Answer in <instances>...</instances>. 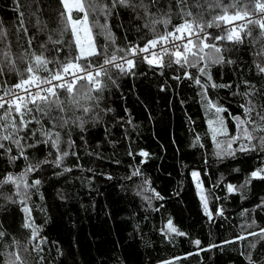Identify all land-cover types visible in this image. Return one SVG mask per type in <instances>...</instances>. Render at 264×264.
I'll list each match as a JSON object with an SVG mask.
<instances>
[{"label": "trees", "instance_id": "obj_1", "mask_svg": "<svg viewBox=\"0 0 264 264\" xmlns=\"http://www.w3.org/2000/svg\"><path fill=\"white\" fill-rule=\"evenodd\" d=\"M168 3L169 0H161L165 11ZM57 4L58 0H0V29L8 32V39L0 43V49L10 44L16 57L25 53L30 57L33 51L39 54L41 43L47 42L48 30L59 26ZM173 11H178L175 4ZM193 11L203 12L206 21L215 14L210 13L206 5ZM21 12L27 36L23 31L17 32ZM37 17L41 25L48 26L43 33L37 30ZM95 19V16L90 17V21ZM99 22L107 23L115 40V43L106 41L99 29H93L97 45L103 50L107 44L109 55L117 47L126 48L129 42L142 46L153 38L150 29L144 27L145 20L130 9L119 8L107 21L100 16ZM181 22L173 15L169 29ZM157 28L161 33L164 31L163 25ZM250 28L254 37L260 35L257 26ZM208 31L219 34L214 28ZM30 36L35 37L31 47ZM54 38L59 37L54 34ZM70 39L68 33L63 45L47 43L45 56L64 60L69 51L75 54L74 46L68 47ZM225 46L232 49L225 51V57L234 63L213 65L209 71L212 82L231 87H209L207 95L228 109L221 116L229 133L235 134L232 116L243 118L240 105L246 102L241 95L246 90L244 81L261 91L264 76L255 69L256 48L251 38L245 37L244 43L239 45L226 43ZM58 47L62 48L59 53ZM102 59L103 55L94 58V62L101 63ZM17 65L21 71L27 67L26 62L19 60ZM185 71L194 78L200 75L197 68L173 65L156 69L139 63L134 74L123 75L111 69V79L101 77L103 91L94 93L100 97L98 107L90 102L93 110L85 117L87 123L83 131L75 126L56 129L61 133V151L69 152L61 167L47 164L29 175V183L37 179L41 183L29 189L23 206L21 197L15 194V185L0 184V230L6 233L0 240V264L5 262L4 254L17 249L26 264H163L164 261L248 264L246 255L253 251L250 247L253 243L257 244L254 258L264 253V241L259 237L249 236L243 241L221 244L242 234L241 225L252 220L257 226H264V207H257L264 202V179L250 178L253 171L264 168V152L257 149L237 151L234 156L223 158L216 156L208 125V120H214L215 116L205 110V101L200 95L203 89L194 79H173ZM19 79L17 73L9 72L0 76V87H10ZM205 81L203 77L202 82ZM255 99L264 104V97ZM42 123L52 128L47 118ZM36 127L35 124L30 126ZM69 139L73 141L71 147ZM237 147L233 144V149ZM141 151L148 156H140ZM26 154L28 161L18 159L15 163H10L7 155H0V180L8 173L19 174L28 163L36 164L45 158L54 161L56 150L41 144L27 149ZM12 155H16L14 146ZM64 168L71 171L65 172ZM137 169L139 175H133ZM194 171L199 173L203 192L209 197L211 221L204 213L197 183L192 177ZM228 184L236 186L238 191L229 194ZM156 193L162 199L156 198ZM9 196L16 203H12ZM24 207L30 210L29 218L45 241L39 252L31 250L37 241L30 242L31 230L23 227L29 215ZM217 208L223 209V216L215 215ZM118 217L123 219L120 225L116 223ZM168 221L187 235L171 234L170 239L166 238L163 232ZM196 239L201 241V248L211 244L221 247L199 251L191 242ZM25 248L29 251L25 252ZM176 257L181 259L174 260Z\"/></svg>", "mask_w": 264, "mask_h": 264}, {"label": "snow or ice", "instance_id": "obj_2", "mask_svg": "<svg viewBox=\"0 0 264 264\" xmlns=\"http://www.w3.org/2000/svg\"><path fill=\"white\" fill-rule=\"evenodd\" d=\"M174 4L178 9L177 12L173 11ZM205 5L210 13H215L207 21L204 19L203 12L193 11L194 8L202 9ZM57 7L59 26L48 30L47 42L41 43L42 51L39 54L33 51L30 57L27 53L16 57L11 51L10 44L0 49V76L15 72L20 77L18 82L10 87H0V93H2L0 94V155H7L9 162L15 163L18 159L28 161L27 149L37 148L41 144L50 145L56 150L54 161L45 158L36 164L28 163L19 174L8 173L0 180V184L15 185V194L21 197L22 206L28 199L29 189L36 188L41 183L38 179L29 183V175L47 164H54L59 168L64 157L69 155V152L61 151V133L56 129L75 126L83 131L84 124L87 123L85 117L93 110L90 102H95L98 107L100 97L94 93L103 91L101 77L111 79L110 70L113 68L123 75L134 74L133 70L139 63H146L150 68L156 69L173 65L180 68H197L200 73L198 77L194 78L190 72L185 71L182 76H175L173 79H194L195 83L203 89L200 95L205 101V110L215 116L214 120H208V125L212 141L217 149L216 156L223 158L225 155L234 156L237 151L249 152L257 149L264 152V104L258 103L255 99L258 96L264 97V90L258 91L255 85L244 81L246 90L241 95L246 102L240 105L243 118L240 115L232 116L235 134L229 133L228 126L221 116V113L227 112L228 109L212 101L207 95L209 87H231V85H217L212 82L209 71L213 65L234 63L224 55L225 51L232 50L226 48V43L239 45L244 43L245 37L251 38L256 48L255 69L258 74L264 76V0H230L228 3L224 0H169L166 11L163 9L161 0H58ZM119 8L130 9L138 18L145 20L144 27L150 29L153 38L147 40L143 46L129 42L126 48L117 47L109 55L107 44L103 50L97 45L96 33L93 29H99V34L103 35L106 41L115 43L107 23L101 24L99 17L103 16L107 21ZM173 15H177L182 22L172 25L169 29ZM92 16L96 17L95 21H90ZM158 25L164 26L162 33L158 31ZM252 25L260 29L258 37L253 36L250 28ZM36 26L41 33L48 29L46 24L41 25L39 17H37ZM210 28L219 30V34L209 32ZM20 31L28 35L23 12L20 13L17 29L18 33ZM68 33L71 37L68 47L72 49L74 46L75 54L69 51L64 60L59 57L48 59L45 56V52L48 51L47 43L54 46L63 45L64 36ZM54 34L59 38H54ZM34 38L28 37L29 47ZM7 39V30L0 29V43ZM56 51L59 53L62 48L58 47ZM101 55L104 57L102 63H95L94 58ZM18 60L27 63L23 71L18 68ZM203 77H206L205 82H202ZM64 92L67 93L66 96H62ZM229 115L231 116V113ZM44 118L51 123V129L46 128L42 123ZM32 124L37 127L30 128ZM29 132H31L30 136ZM37 135H39L38 139H36ZM219 137L224 139H218ZM32 140L34 142H28ZM196 140L199 141L198 136ZM72 144L73 141L69 139V147ZM233 144H237L238 147L233 149ZM13 146L16 155H12ZM139 155L147 157L148 153L141 151ZM64 171L68 172L71 169L64 168ZM133 175H139V170L134 171ZM192 177L197 182L204 213L211 221L213 213L208 208L209 197L203 192L199 173L192 172ZM250 178L264 179V168L253 171ZM226 188L229 194L238 191L232 184L226 185ZM155 195L156 198L162 199L158 193ZM8 199L16 203L12 196ZM257 207H264V202ZM23 210L29 214L25 218L23 227L31 230L30 242L37 241L31 250L39 252L40 245L45 241L39 236V229L34 227V222L29 218L30 210L27 207ZM223 214L222 208L215 210L216 216H223ZM241 229L242 234L231 240L222 241L221 244L243 241L249 236L259 237L260 241H264V226H257L255 220L241 225ZM163 234L169 239L171 234L187 235L177 229L171 221H168ZM5 236L6 233L0 230V240ZM191 242L199 251L221 247V245L211 244L207 248H201L199 239ZM250 247L253 251L246 255L248 264H264V253L254 258L257 244L253 243ZM24 251L28 252L29 249L25 248ZM4 255V264H26L19 249ZM241 255L245 254L241 253ZM179 259L181 258H174V260ZM163 264H173V261H164Z\"/></svg>", "mask_w": 264, "mask_h": 264}, {"label": "rangeland", "instance_id": "obj_3", "mask_svg": "<svg viewBox=\"0 0 264 264\" xmlns=\"http://www.w3.org/2000/svg\"><path fill=\"white\" fill-rule=\"evenodd\" d=\"M195 181V180H194ZM196 182V181H195ZM197 183V182H196ZM200 195V194H199ZM112 199H111V202H112V200H113V197L112 196H110ZM110 202V201H109ZM119 209V208H118ZM117 209V210H118ZM116 223H117V225H120V224H122L123 223V219L121 218V217H118L117 219H116Z\"/></svg>", "mask_w": 264, "mask_h": 264}, {"label": "built area", "instance_id": "obj_4", "mask_svg": "<svg viewBox=\"0 0 264 264\" xmlns=\"http://www.w3.org/2000/svg\"><path fill=\"white\" fill-rule=\"evenodd\" d=\"M143 46V45H142ZM103 59L101 60V63H102ZM114 69V68H113ZM116 70V69H115Z\"/></svg>", "mask_w": 264, "mask_h": 264}]
</instances>
